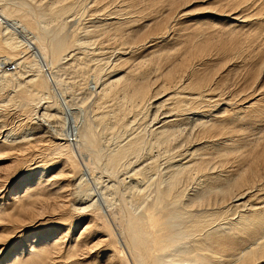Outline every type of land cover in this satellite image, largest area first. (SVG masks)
I'll use <instances>...</instances> for the list:
<instances>
[{
  "label": "bare ground",
  "instance_id": "1",
  "mask_svg": "<svg viewBox=\"0 0 264 264\" xmlns=\"http://www.w3.org/2000/svg\"><path fill=\"white\" fill-rule=\"evenodd\" d=\"M11 1L24 7L40 2V0ZM102 1L106 2V0L100 2ZM157 1L145 0L142 5L139 4V7L138 0H121L117 7L109 9L108 5L106 10L103 9L109 2L100 4L101 7L97 6L100 3L98 2L94 9H98L101 16L94 14L88 25L78 26L77 30H80V33L75 30L76 32L72 31L71 35L65 32L64 23L66 24V21L74 18L71 16L74 14L71 12L74 9L73 0H48L45 8L39 11L35 9V13L32 8L30 11L23 12L21 10V12L18 8L11 7L9 2L0 5V84L16 87L14 90H9L7 87L8 91L4 101L0 94L2 101L0 106L1 104H5L6 108L10 106L12 110L20 113L19 119L16 118L18 120L24 118L25 122L21 123H26L24 131L18 130L19 132H17L14 127L6 125L3 122L4 119L0 118V151L13 154L16 151H22L25 147L22 143L29 139L40 140L42 133L39 132V127L46 120L47 125L44 126L46 129L41 131H47L48 137H46L49 139L52 136L53 139L50 140L52 149L56 148L62 154H58L57 159L53 157L52 161L44 160V156L42 158L44 161L40 159L41 161L31 162L30 165H27L26 170L24 167L21 172L23 174L26 172V174L19 175L15 179V183H23L25 187L21 194L17 195L18 197H12L15 202L10 203L11 206L10 204L7 207L0 205V221H12L18 216L14 220L16 221L18 218L21 219L26 212L32 216V214L39 213L40 210L48 207L37 206L41 201L37 205L35 203L39 200L38 197L42 190H45L42 188L46 186L42 187V183L46 184L52 178L55 179L57 174L54 175L55 177H51V173L50 177L45 174L51 178L49 180L45 177L46 180H49L46 183L44 178H41L44 181H41L42 183L39 180L42 175L44 176L45 172L43 171L49 170L51 166L57 164L56 162L60 164H58V171L56 170L58 176L63 171L62 174L67 176L65 177L67 183L70 182L75 186L74 189L70 188L71 191H68L70 197L66 195L69 198L68 206L63 207L64 209L68 208L70 213L75 216L62 215L63 213L56 216L51 215L44 222H34L35 226L30 229L28 226H32V224H20L17 227H11L3 222L0 224L8 228L9 232L2 230L5 234H10L11 237L13 234H17L16 240L18 241L23 236L24 238L32 237L31 240L25 238L26 243L22 239L24 242H18L17 247L11 248L10 255L4 256L5 259L6 257L10 258L4 260L2 264H50L47 250H51L50 246H54L55 251L56 248L59 250L57 245L61 244L60 239L63 240L62 238L65 239L69 236L68 231L73 228L76 222L74 220L79 218L87 219L85 226L81 228L75 238L70 237L73 239L72 244L71 241L67 242L68 247L66 246L65 254H72L73 251L75 253L74 243L76 240L74 241V239L78 240L85 234V241L90 237V230L105 229L107 248L104 257L105 261L113 264H128L126 256L131 264H264V144L261 148H251L252 150L248 152L240 151L241 146L238 142L240 137L237 138L234 132L241 129L247 130L249 126L251 127L253 120H262L260 115H264V72L260 84L252 83L247 86L249 91L246 94V101L239 93L242 102L245 101L244 104L233 107L231 105L234 103H231L225 106L226 102H233L240 98L236 94H218L221 95L218 98L216 80L210 78V75L206 74V76L200 73L199 67L204 65L207 57L203 56L209 54L207 48L210 45V41L195 39L199 35L202 36V32L193 37L194 40L191 41V46L187 51L181 52V46L170 47L172 45L169 46L170 48L159 47L162 48L161 50L155 48L166 39L174 41L173 35L168 31H174V34H177L174 28L178 23L175 18L180 16L178 15L179 11H177L178 14H173L174 18L160 14L151 18L143 17L142 20L139 15L138 18L141 19L139 22L137 15L140 12L137 11L146 9L148 6L151 10L153 5L154 8L156 7L154 3H159ZM166 1L168 4L163 3V6L164 4L169 5V0ZM171 2L174 4V1ZM226 3H230V6L227 7L226 4V8L219 10L218 13L217 9L213 12L223 18L221 21L223 27L239 29V26L245 28L247 26L244 25H252V23L259 25L264 22V0H228ZM249 8H255L254 12L251 13ZM149 9L147 11L150 12ZM135 10H137V15ZM17 11L32 15L33 23L40 26L41 31L38 32L36 26L34 28L36 32H33L29 26L23 25L15 17L13 18L12 16H18ZM65 13L68 15L72 13L67 20L65 17L68 15H63ZM97 21L110 23L113 26H111L113 33H111L112 30L108 32V29L105 31L108 34H113L118 40L115 41L114 38L118 46L117 44L112 46L115 48L112 52L113 54L117 53V55L115 54L117 59L110 66H108L109 63L107 66L105 65L103 71L101 62H105L104 55L107 53L109 43L106 38L107 46L96 45L97 41L103 37L102 33L105 32H103L104 29L97 28L99 27L96 26ZM173 21L175 22L173 23ZM135 22L138 23L135 26H146L151 30V32H147V37L142 43H138L137 39L139 38L136 39L137 35L132 34L133 30L129 29L131 33L128 32V28L133 29ZM235 26L238 27L235 28ZM125 27H127V31H125ZM134 28L136 31L137 27ZM119 29L123 32L121 33ZM249 30L252 32V29L249 28ZM124 31L127 33L126 35H122ZM117 32H120L121 35L116 34ZM95 39H98L95 43L97 47L95 45H91V47L95 46L93 48L97 50H90H94L95 53V51L100 52L98 49H101L102 52L103 47H106V51H103L106 53L103 55L104 57L100 58L99 54L102 53L98 52L97 54L96 52L98 59H101V61L97 59L98 63H94V61V64L91 65L92 61H87V63L84 61L86 66H84V62V65L81 63V66L86 68L87 65H91H89V73L91 72L92 80H94L93 91L88 88L94 95L89 104L90 115L87 114V117L82 106L68 107L71 103L65 98L64 88L61 86L55 85L54 88V91L60 96L59 100L50 96L46 85L48 82L45 81L44 75L48 79H53L56 73L55 69L59 65L58 61L61 59L60 55L67 45L70 47V44L74 45V52L76 53V49L78 52L75 54L71 52L73 48L69 49L71 51L68 53V60L71 61L75 58L76 63L73 64H76V68L74 66V69H78L77 65L80 62L76 60V57L77 59H86V55L83 54H86L87 51L84 48ZM230 39L228 42L225 41L226 43L221 42L222 44L219 46L229 49L227 54L238 51L240 46L238 37ZM245 39L247 40V38ZM101 43L103 42L101 41ZM112 43L114 44V42ZM137 45L143 47L144 50L154 48L150 52V58H143L140 54L141 57L139 56V60L136 61L126 55L125 50L135 52ZM207 45L208 47H205ZM109 48L111 47L109 46ZM241 48L243 49V47ZM81 49L85 53L80 54ZM211 49L208 48L209 51ZM145 52L147 54V51ZM88 53L91 52L88 51ZM175 53L177 58L164 62L168 60L169 55H175ZM91 55L94 57L95 54H89L90 58ZM134 55L136 54L134 53ZM209 57L211 56L209 55ZM209 57L208 59H210ZM202 58L205 60L202 61ZM128 60L133 61L129 63ZM84 67L80 68L82 72H84ZM79 73L81 74V72ZM152 77L161 78L158 82L151 84L149 79ZM84 83L86 85L85 80ZM254 93L258 97L251 96ZM214 96H217L216 99H213ZM207 105H210L208 107L211 109ZM32 111L34 114L31 115ZM56 111L61 115L56 114ZM3 112L5 113V111ZM59 116L61 117L59 118ZM246 118L248 119L246 120ZM50 119L53 124L47 122ZM55 122L61 123L56 125ZM186 125H189L187 129ZM105 133L110 134V137L120 133V137H114L115 141L106 146L102 143V135ZM222 134L225 135L221 136ZM261 138H264V134ZM38 140L37 142H40ZM39 145L41 144L39 143ZM21 151L20 154L23 152ZM76 151L83 156L80 157L82 160L77 159V163L74 161L76 160ZM158 156L162 159L161 167L157 162L160 159ZM30 157L32 156H29L28 160H31ZM227 162L236 163V165H232L236 167L225 169L224 164ZM92 164L98 165L99 167L95 168H100L106 173L107 181L105 179V183L104 180L101 182V179L98 178L100 180L98 183L100 182L102 185H97L96 176L91 173V171L93 172L90 167ZM82 165L85 166L84 171H82ZM53 167L50 168V171ZM76 171H78L77 175ZM103 172L102 174H104ZM86 176H90L92 179V192L89 191L91 188L85 186L87 183L83 187L79 186L81 182H84ZM54 181L52 184L50 183L51 186L48 184L49 188L53 186ZM67 183L64 184L66 188L69 186ZM119 183L123 186L118 198L115 197V194L120 189ZM188 184H190L189 187ZM17 188V184H13L8 191L13 193L17 191ZM213 192L216 193V195L214 194L216 197L213 201L214 207L196 206L201 201H208L209 193ZM226 196H229L227 203L223 202ZM46 198L48 199V197ZM113 198L130 205L120 207L118 216L121 218L119 217L115 224L117 231L110 226L111 224H108L105 213L103 214L104 209L108 210ZM64 204L62 203V205ZM100 218L103 219L102 222L99 221ZM32 220L30 219V222ZM47 224L53 226L52 228L55 230L63 227L65 230L61 231L62 235L60 236H51L47 234L45 228ZM55 230L51 234H54ZM110 237L111 241L114 239L111 244L108 241ZM4 239L5 237L0 240ZM81 244L82 242H80ZM77 245L80 247L78 243ZM48 246L50 248L47 249ZM2 250L5 251V248H1ZM81 250L82 248L79 251ZM74 262L75 260H71L63 264H77Z\"/></svg>",
  "mask_w": 264,
  "mask_h": 264
},
{
  "label": "rangeland",
  "instance_id": "2",
  "mask_svg": "<svg viewBox=\"0 0 264 264\" xmlns=\"http://www.w3.org/2000/svg\"><path fill=\"white\" fill-rule=\"evenodd\" d=\"M74 1V6H73V8L74 9H72L73 11H71L72 13L74 12V14H72V13H69V15H68V13L66 14H63L64 16L65 15H68L67 17H65L66 18V20H67V18L70 16V14H72L71 16H73L74 18H72V20H68V21H66L67 23L65 24L64 23V30H65V32H67V33H69L70 35L72 34V31H74V32H76V31H78L77 29L79 28L78 26H80V25H88L89 24V20H91V18H92V16H94V14L95 15H100L101 16V14H99V10L98 9H94V8H96L95 6L98 4V2H100L101 0H73ZM77 1V2H76ZM120 1L121 0H106V2L108 3H106L105 1H102V2H100L99 3V5H97V6H100L101 7V5H102V3H104L105 2V4H107V7L105 6V4H104V7H106V8H104L103 10H106V9H108V5H109V9H111V8H113V7H117V5H119L120 4ZM145 0H138V6H139V4H143V2H144ZM171 1H174V4H171V3H173V2H171ZM225 3H224V2ZM228 0H169L168 2H170L169 3V5L168 6H166V4H164V6H163V3H167V1L166 0H158L157 2H159L158 4L157 3H154L155 4V8H154V5H153V3L152 4H150V8L152 7V5H153V7L151 8V10H153V11H151L150 9H149V6H148V8H146V9H142L141 11H137V10H135V13H136V15H137V12H140V13H142V14H140V13H138V15H137V18L139 17V15H140V18L142 19L143 17H146V18H151V17H155V16H159L160 14H162V15H164V14H166V15H168L169 17H172L173 16V18H174V15H176V14H178V12L177 11H179V14L178 15H180V16H177L175 19L177 20V23L178 24H176V27L174 28L175 29V32L177 33V34H174V31L173 32H171L170 30V32L168 31V33H171V35H173V39H174V41H170V40H168V39H166L165 41H163V43H164V45H163V43H160L161 44V46H160V44L159 45H156L155 46V48H158L159 50H161L159 47H165V46H167L166 48H170V47H173V46H176V47H180L181 46V48L180 49H182V51L181 52H183V50H188L189 49V47L191 46V41H193L194 40V38L193 37H195V36H198L197 34H200L201 32V35L202 36H198V37H195V39H198V40H205V41H207V42H209L210 41V45H212V46H210L209 45V47H208V45L207 46H205V47H208L209 49H211V48H214V49H211L210 51H211V53H210V51L208 50V48H207V53L209 52V54H206V55H204L203 57H207L206 58V60L204 59V58H202V61H204V65H200V73L202 74V75H210L211 77L210 78H214V80H216V90H217V92H216V95L217 96H219L218 94H221V95H223V94H232V95H238L239 96V100L238 99H236V101H234L233 100V102H226L225 104V106H228V105H230L231 103H234V104H232L231 106H233V107H235V105L237 106L238 104H244V102L246 101V94L248 93V91H249V89H248V87L247 86H249V84H260L261 82H262V78H263V76H262V73L264 72V34H262L263 32H264V22L263 23H261V24H253L252 23V25H244V26H247V27H242V26H235V28L236 27H238L239 29H229V28H227V27H223L224 25H222L223 23H221V21H223V18H220L218 15H215L216 13H213L214 12V10H216L217 9V13H218V11L219 10H222V9H224V8H226V6L228 7V6H230V3H226ZM5 2H9V5L11 6V7H13V8H18V10H22L23 12H25V11H27V10H31V8H32V10H33V12L35 13V11L36 10H41V9H44L45 8V5L48 3V0H40V2L38 3V4H36V5H29V6H22V5H19L18 3H16V2H13V1H11V0H0V5H2V4H4ZM14 3V4H13ZM92 3H93V5H92ZM96 4V5H95ZM101 4V5H100ZM157 4V5H156ZM168 4V3H167ZM227 4V5H226ZM20 6V7H18V6ZM145 5V4H144ZM171 5V7H169ZM172 5H173V7H172ZM222 5V6H221ZM226 5V6H225ZM89 6H91L90 7V9H89ZM140 7V6H139ZM138 7V8H139ZM175 7V8H174ZM250 7V6H249ZM29 8V9H28ZM103 8V7H102ZM102 8H101V10H102ZM36 9V10H35ZM150 10V12L149 11H147V10ZM252 9V8H251ZM250 8H249V10L251 11V13H252V11L254 12V10H255V8H253L252 10H251ZM76 10V11H75ZM93 10V12H91ZM100 10V11H101ZM140 10V9H139ZM21 11V12H22ZM95 11H97V12H95ZM137 11V12H136ZM21 12H19V11H17L16 13L18 14V16H12L13 18L15 17L18 21H20L23 25H27V26H29L30 27V29L33 31V32H36V30L38 31V32H40L41 31V27L40 26H37L35 23H33V19H32V15H28V14H23V13H21ZM32 12V11H31ZM70 12V11H69ZM133 13H134V11H132ZM98 13V14H97ZM101 13V12H100ZM133 13H131V14H133ZM134 13V14H135ZM13 14V13H12ZM21 14V15H20ZM133 14V15H134ZM174 14V15H173ZM75 15V16H74ZM23 16V17H22ZM24 16H26V17H24ZM135 16V15H134ZM253 16V15H252ZM29 17H31V18H29ZM89 18V19H88ZM136 18V17H135ZM140 18H138V20H139V22L141 21V19ZM63 19H64V17H63ZM76 22H75V21ZM77 20H78V22H77ZM87 20H88V22H87ZM143 20V19H142ZM70 21H71V23H70ZM73 22H75V23H73ZM136 22H138V21H136ZM134 23V27H137V29H136V31H134L135 30V28L134 27H132L133 29H131V25H132V23H131V25L129 26L130 28H128V32H130L131 33V31L130 30H133L132 31V34H136L137 36H136V39H137V37L139 38V39H137L138 40V43H142V42H144L143 40H145L146 38L145 37H147V32L149 33V31L151 32V30L149 29V27H146V26H142V27H146V28H142L141 26H135L136 24H138V23ZM175 21H173V23H174ZM73 23V24H72ZM77 23V24H76ZM40 25V24H39ZM258 25V26H257ZM36 26H37V29L36 30H34V28H36ZM96 26H99V27H101L102 26V28H99V27H97L98 29H104L103 30V32L105 31V29H108V32H109V30H112L111 31V33H113V28H111V24L110 23H102L101 21H97V25ZM250 26V27H249ZM257 26V27H256ZM113 27V26H112ZM124 27V26H123ZM140 27V28H139ZM234 27V26H233ZM241 27V28H240ZM71 28V29H70ZM87 28H89V26H87ZM127 27H125V31H127V29H126ZM142 28V29H141ZM249 28L250 29H252V32H250L251 30H249ZM121 29H122V27H121ZM124 29V28H123ZM130 29V30H129ZM76 30V31H75ZM120 30V29H119ZM226 30V31H225ZM244 30V31H243ZM260 30V31H259ZM262 30V31H261ZM80 31V30H79ZM78 31V32H79ZM121 31V30H120ZM124 31V34H122V35H126L127 33ZM248 31V32H247ZM253 31H254V34H252L253 33ZM81 32V31H80ZM79 32V33H80ZM123 31H121V33H122ZM136 32V33H135ZM239 32V33H238ZM240 32L242 33L241 35H240ZM106 33V34H105ZM111 33H107V31H105L104 33H102L103 34V37H101L100 35H99V37H101V39L100 40H98V39H95V40H92L91 42H89L88 43V45H86L87 47L86 48H84L86 51H87V53L86 54H83V55H86L85 57H86V59L83 57V56H81V55H79L80 57H83L84 59H82V58H79V59H77V57H76V60L78 61V62H80V64H78V62H77V64L78 65H82L83 64V62L84 61H86V63H87V61L88 62H90V61H92V63H91V65L92 64H94V63H96L97 62V59L99 58V57H97L96 55L98 54V52L99 51H95V53H94V50H97L96 48H93V47H95L96 45L98 46V44H100V45H105V46H107L108 44H107V42L109 43V46L111 47V48H109V46H108V49H107V53L106 52H103V51H106V47H103V49H102V52H101V49H98V50H100V52L102 53V54H99L100 55V58H101V56H103L105 53V62H106V64H104L105 62H101V63H103L102 64V66H101V69H102V71L104 70L103 68H105L106 66H107V64H108V66H110L112 63H114V60H116L117 59V53H115V54H113V50L115 49V48H113L112 46H115L117 43L115 42V41H118V40H116V38H115V36L113 35V34H111ZM121 33L119 32H117L116 34H119V35H121ZM180 33V34H179ZM182 33V34H181ZM248 33V34H247ZM112 35H113V39L111 38L112 37ZM233 35V36H232ZM236 35V36H235ZM247 35H248V37H247ZM258 35V36H257ZM189 36H190V38H189ZM200 37V38H199ZM231 37H233V38H237L238 37V39L240 40L239 41V48H238V51H239V53H237L238 51H232V49H230V51H232V52H230L229 54H227L228 52L227 51H229V49H223V48H221V47H219L222 43H224L225 41L226 42H228V40H231L230 38ZM253 37V38H252ZM106 38L108 39V41L106 42ZM114 38H115V41H114ZM226 38H228V39H226ZM245 38H247V40L245 39ZM135 39V40H136ZM177 39V40H176ZM179 39V40H178ZM98 40V41H97ZM113 40V41H112ZM134 40V41H135ZM168 40V41H167ZM222 40V41H221ZM224 40V41H223ZM251 40V41H250ZM96 41H97V43H96ZM101 41L104 43H101ZM170 41V42H169ZM100 42V43H99ZM112 42H114V44L112 43ZM216 42V43H215ZM222 42V43H221ZM225 42V43H226ZM95 43H96V45H95ZM174 45H173V44ZM181 43V44H180ZM219 43V44H218ZM262 43V44H261ZM207 44V43H206ZM209 44V43H208ZM261 44V45H260ZM91 45H95V46H92L91 47ZM170 45H172V46H170ZM183 45V46H182ZM243 45V46H242ZM89 46V47H88ZM96 46V47H97ZM117 46H118V44H117ZM170 46V47H169ZM68 47V48H67ZM74 45H72L71 46V44H70V47L67 45L66 46V49L62 52V54L60 55V57H61V59H59L60 61H58V64L60 65V64H62V63H64L65 61H67L68 60V57H69V55H68V53L71 51V52H74ZM137 48L135 49V52H128L129 50H125L126 51V55L127 56H130L131 58L130 59H136V61L137 60H139V56H140V54H141V56L143 57V58H150V56H151V51H152V49L154 50V48H150V49H145L144 50V48L143 47H141L140 45H137L136 46ZM140 47V48H139ZM184 47V48H183ZM216 47V48H215ZM218 47V48H217ZM241 47H243V49L241 48ZM253 47V48H252ZM71 48H73V49H71ZM113 48V49H112ZM128 48H130L129 46H128ZM127 48V49H128ZM221 48V49H220ZM69 49H71L70 51H69ZM83 49V50H84ZM87 49H89V50H87ZM90 49H94L93 51H91ZM243 50V51H242ZM81 51H82V49H81ZM88 51L89 52H91L93 55H94V57H92V55H91V58H90V56H89V54H91V53H88ZM145 51H147V54H146V52ZM214 51V52H213ZM217 51V52H216ZM78 52V49H76V53ZM79 52H80V50H79ZM96 52H97V54H96ZM99 52V53H100ZM109 52V53H108ZM139 52V53H138ZM204 52V51H203ZM205 52H206V50H205ZM227 52V53H226ZM237 53L236 55H235V53ZM243 52V53H242ZM75 53V52H74ZM75 53V54H76ZM82 53H85V52H81L80 54H82ZM129 53V54H128ZM134 53L136 54V55H134ZM217 53V54H216ZM232 53V54H231ZM242 54V55H241ZM89 57H88V56ZM98 55V56H99ZM133 55H134V57H133ZM172 55V54H171ZM169 55V58H168V60L167 61H164V62H168V61H172V60H174V58H177V56H176V53H175V55ZM209 55L212 57H209ZM66 56V57H65ZM103 56V57H104ZM106 56H108L107 57V59H106ZM136 56H138V57H136ZM140 56V57H141ZM103 57H102V59H103ZM208 57L210 58V59H208ZM248 57V58H247ZM67 58V59H66ZM90 58V59H89ZM94 58V60H92ZM250 58V59H249ZM66 59V60H65ZM212 59V60H211ZM79 60H81V61H79ZM208 60V61H207ZM95 61V62H94ZM98 61H101V59H98ZM130 61V62H129ZM133 61V60H132ZM131 60H128V62L129 63H131L132 62ZM148 61V60H147ZM147 61L145 62V65H146V63H147ZM213 61V62H212ZM70 62V63H69ZM94 62V63H93ZM163 62V63H164ZM197 62V61H196ZM73 63H76V61H75V58H74V60L73 59H71V61H70V59L67 61V62H65V64H62L61 66H57L56 67V69H55V75H54V77H53V79H48V78H46L45 77V75H44V73L42 72V74L44 75V79H45V81H47L48 83L46 84L47 85V91H48V93H49V95L50 96H54V97H56V99L57 100H59V98H60V96L58 95V93H56L55 91H54V88H55V85H58V86H61L62 88H64L63 89V93L65 94L64 96H65V98L69 101V103H71L68 107L69 108H73V107H75V108H77L78 106H82L83 108H84V114L88 117V115H90V110H89V104H90V102H91V100H92V98H93V95H94V93H92V89H93V81L94 80H92V76H91V72L89 73V69H90V67H89V65H87V68L86 67H84V66H86V63L84 62V66H81V67H84L83 68V71L84 72H82V69L80 70V66H78L77 65V67H79L78 69H74V66H75V68H76V64H73ZM82 63V64H81ZM98 63V62H97ZM162 63V64H163ZM200 63V62H199ZM71 64V65H70ZM211 64V65H210ZM90 65V66H91ZM106 65V66H105ZM63 66V67H62ZM195 66L197 67L198 66V64L196 63L195 64ZM85 69V70H84ZM253 69H254V71H253ZM256 69V70H255ZM42 70V69H41ZM79 70V71H78ZM87 70V71H86ZM249 70H250V72H249ZM58 71V72H57ZM78 73V75H77V73ZM79 72H81V74H83V75H81ZM85 72L87 73L86 75H85ZM246 72H248V73H246ZM255 72V73H254ZM257 73V74H256ZM246 74H247V77H246ZM248 74H249V76H248ZM252 74V75H251ZM77 75V76H76ZM80 75L82 76V78L80 77ZM206 75V76H207ZM215 75V76H214ZM251 76V77H250ZM86 77H87V79H86ZM161 78V77H160ZM160 78L159 79H156L155 77H152V78H150L149 79V83H151V84H153L154 82H158L159 80H160ZM83 79V80H82ZM84 80H85V82H86V85H84L85 83H84ZM219 80V81H218ZM242 80V81H241ZM252 80V81H251ZM88 81V82H87ZM92 81V82H91ZM218 81V82H217ZM84 83V84H83ZM87 83H88V85H87ZM92 83V84H91ZM211 83L213 84L214 82H213V80L211 79ZM1 85V84H0ZM84 85V86H83ZM5 86V87H4ZM7 87H8V89L9 90H14L15 88L13 87V86H11V85H9L8 86V84H5V85H1L0 86V88H2V89H0V94H1V96H2V101H4V99H5V94L7 93ZM92 87V88H91ZM6 88V89H5ZM91 89V90H89V89ZM87 89V90H86ZM247 89V91L245 92V90ZM241 90V91H240ZM242 90H243V92H242ZM2 91H4V92H2ZM240 91V92H239ZM90 92V93H89ZM227 92V93H226ZM91 93H92V95H91ZM213 93V92H212ZM239 93H240V95L241 96H243V99L245 98V101L243 100V102H242V100H241V96L239 95ZM214 94V93H213ZM220 95V96H221ZM1 96H0V98H1ZM217 96H214L213 97V99H216V97ZM220 96L218 97V98H220ZM238 96H237V98H238ZM250 96V95H249ZM251 96H256V97H258L257 95H255V93L254 94H251ZM262 96H263V94H262ZM49 99H51V97H49ZM70 99H71V101H70ZM52 100H53V98H52ZM247 100H248V98H247ZM2 101L0 100V103H2ZM81 101V102H80ZM83 101H85L84 103H83ZM237 102H239V103H237ZM60 103V102H59ZM55 104H56V102H55ZM61 104V103H60ZM75 104V105H74ZM213 104V103H212ZM62 105V104H61ZM4 106V107H3ZM7 106V105H6ZM63 106V105H62ZM208 106H210V105H207V107ZM13 107V106H12ZM206 107V108H207ZM5 108V109H4ZM208 108H210L211 109V107H208ZM0 118H3L4 120H3V122L6 124V125H11L12 127H14V129H15V131H17V132H21V131H24V128L26 127V123H24V124H22L21 122L22 121H24V118L23 119H21V120H18L19 119V114H18V112H16V110L14 111V110H12L11 108H10V106H8L7 108L5 107V104L3 105V104H1V106H0ZM4 109V110H3ZM57 110H58V108H57ZM2 111V112H1ZM3 111H5V113L3 112ZM83 112V111H82ZM16 114V115H15ZM32 114H34V112L32 111L31 112V115ZM56 114H58V115H61L60 114V112H58V111H56ZM88 114V115H87ZM11 116V117H10ZM18 119H17V118ZM56 117V116H55ZM54 117V118H55ZM61 116H59V118H60ZM260 117H262L261 119V121H260V119H257V121H255V120H253L252 122H251V127L249 126V128L247 129V130H245V129H241V130H239V131H234L235 132V134L237 135V138L238 137H240V138H238L239 140H238V142H239V145L241 146L240 147V151H243V152H248V151H250V150H252L251 148H253V149H256V147H257V149L258 148H261V146L264 144V138H261V137H263V134H264V115H260ZM259 117V118H260ZM21 118V117H20ZM66 119V118H65ZM248 118H246V120H247ZM60 120V119H59ZM67 120V119H66ZM13 122V123H12ZM25 122V121H24ZM49 124H50V122L53 124V122H52V120L50 119V120H48L47 121ZM59 122V121H58ZM56 123V125H58V124H60V123ZM66 124V123H65ZM45 125H47L46 124V120H45V122H43L42 124H40V133H42V137L40 136V140H38V139H29L27 142H24V143H22L25 147H24V149H22V151L24 152H22L21 150V154H20V151H16V152H14L13 154H11V153H8V152H3V151H0V196H2L3 194V196H2V198L0 199V205H1V207H7V206H9V204L10 203H14L15 201H13L14 200V198H12V197H16L17 195H19V194H21V192L23 191V189H24V184L23 183H21L20 184V182L19 183H15V179L19 176V175H21V174H23L21 171L24 169V167H25V169L24 170H26V168H27V165H30L31 164V162H38V160L39 161H41L40 159H42L44 156H45V158H43L44 160H46V161H49V160H51L53 157H54V159H57L58 158V154L59 155H62V154H60L59 153V151L56 149V148H54V149H52L53 148V146L51 145V142H50V140H52L53 138H52V136H50V139L49 138H47L48 136H47V131L45 132V131H41V130H44V129H46V128H44V126ZM15 126H16V128H15ZM22 128H21V127ZM42 126V127H41ZM189 127V125H186L185 127H186V129ZM253 126H256V127H253ZM36 128H38L37 126H36ZM19 130V131H18ZM243 130H245L244 132H243ZM43 132H44V134H43ZM233 132V133H234ZM121 133V132H120ZM120 133H118L117 135H115L114 136V134L113 135H111V137H113V138H111L110 137V134H108V133H105L104 135H102V137H103V141H102V143H104L106 146H109V145H111L112 144V142H114L115 141V139H114V137L115 138H117V137H120L119 135H120ZM244 134H246V135H244ZM45 135V136H44ZM109 135V136H108ZM220 135V134H219ZM225 134H222L221 136H224ZM243 135V136H242ZM262 135V136H261ZM47 136V137H46ZM217 136H218V134H217ZM242 136V137H241ZM261 136V137H260ZM46 139H45V138ZM254 137V138H253ZM43 138V139H42ZM110 138V139H109ZM34 140V141H33ZM37 140L38 141H40V142H37ZM44 140V141H43ZM47 142H46V141ZM111 140V141H110ZM31 141H33V143H31ZM261 141H262V143H261ZM35 142V143H34ZM43 142V143H42ZM46 142V143H45ZM110 142V143H109ZM39 143L41 144V145H39ZM49 143H50V146H49ZM30 144H31V146H30ZM46 144V145H45ZM48 145V147L46 148V146ZM42 146V147H41ZM50 147V148H49ZM33 148V149H32ZM31 149V150H30ZM53 151H52V150ZM45 150V151H44ZM27 151V152H26ZM29 151V152H28ZM30 151H32L31 153H30ZM34 151V152H33ZM40 153H39V152ZM47 152V153H46ZM30 154V155H29ZM52 154V155H51ZM75 154H76V156H75V158H76V160H74L75 161V163H77L76 161H77V159L78 160H82L81 158L83 157L82 155H79V153H78V151H76L75 152ZM29 156H32V157H30V159L31 160H28L29 159ZM56 156V157H55ZM28 157V158H27ZM81 157V158H80ZM159 157V156H158ZM157 157V158H158ZM27 158V159H26ZM32 158H34V159H32ZM160 158V157H159ZM37 159V160H36ZM42 159V160H43ZM54 159H52V160H54ZM250 159H251V156H250ZM27 160H28V162H27ZM36 160V161H35ZM43 160V161H44ZM51 160V161H52ZM24 161H26V162H24ZM157 162H162V159L160 158V159H158L157 160ZM25 165H24V164ZM57 164H55V165H53V166H57V168H55V167H53V166H51V167H53L51 170L52 171H50V168H49V170L47 169V170H44L43 172H45V173H43L44 174V176L42 175L41 177H40V182L42 181L41 180V178H44L43 180H46L45 179V177H50L49 176V174L50 175H52L51 177H55L56 176V174H57V176H58V173L56 172V170L58 171V169H59V163L58 162H56ZM158 163V164H159ZM37 164H40V163H37ZM59 164V165H58ZM23 165V166H22ZM84 165V164H83ZM81 166L82 167V171H84L85 170V166ZM160 165V167L162 166V163H160L159 164ZM159 165H158V169H159ZM232 165H236V163H234V162H227V163H225L224 164V168L225 169H232V168H235V167H233ZM98 166V165H97ZM96 165H94V164H92L90 167H91V170H93V172L91 171V173L93 174V176L95 175L96 177V182L98 183V181H100L98 178H100L101 179V182L103 181L104 183H105V179H106V181H107V177L105 176V174L106 173H104L103 171H101L100 170V168L99 169H96L95 167H97ZM92 167H94V168H92ZM99 167V166H98ZM97 167V168H98ZM55 168V169H54ZM79 170V169H78ZM97 170V171H96ZM101 171V172H100ZM77 172L78 171H76V175H77ZM100 172V173H99ZM102 172L104 173V174H102ZM54 173V174H53ZM60 173V172H59ZM62 173H64L63 171L60 173V174H62ZM24 174H26V172L24 173ZM23 174V175H24ZM45 174L47 175V176H45ZM59 174V176L57 177L56 176V178L54 179V178H48L49 180L51 179L52 181L53 180H55L54 181V183H53V189H52V187H50L49 188V185H50V183L52 184V181L50 182L48 179L45 181V183L46 182H48V183H46V184H44V183H42V182H44V181H42L41 183H42V187L43 186H46V187H44V188H42V189H45V190H42V192L43 193H45V196H43L44 194L41 192L40 194L41 195H39V197H38V199L39 200H37V203H35V205H37L40 201V203L37 205V206H48V207H46L45 209L43 208L42 210H40V212L39 213H35V214H32V216H29V214L26 212V214L24 213V216H22L21 217V219H19L18 218V220H16V221H14L15 219H17V217L14 219H12V221H7V220H3V221H0V224H2V222L3 223H6L7 225H9V226H11V227H13V226H15V227H17L18 225H20V224H26V225H28V224H32V226L31 225H29L28 226V229H30V227H33V226H35V223L34 222H44L45 221V219H47V218H49V217H51V215H58V214H62V215H74V214H72V213H70V211L68 210V208H63V207H66V205L68 206V203L67 202H69V198H68V196L70 195L69 194V192L68 191H71L70 190V188L71 189H74L75 188V186H73V184L72 183H70V182H68L69 183V186H71V187H69V186H67V188L65 187L66 185H64L65 183H67V181L65 180V177H67L65 174H62V175H60ZM100 174V175H99ZM55 175V176H54ZM99 177H98V176ZM16 176V177H15ZM61 177V178H60ZM102 177V178H101ZM58 178V179H57ZM87 178V179H86ZM86 178L84 179V182H81V183H83V184H79V186H81V187H83V185H85L86 183H87V185H85V186H87V187H89V188H91V189H89V191L91 190V192L93 191V182H92V179L90 178V176H86ZM64 179V180H63ZM65 181V182H64ZM89 182V185H88V182ZM41 183H39V184H41ZM68 183H67V185H68ZM13 184L14 185H16L17 184V191L16 192H13V193H11L10 191H8L12 186H13ZM20 184V185H19ZM49 184V185H48ZM101 183L99 182L97 185L99 186ZM64 185V186H63ZM102 185V184H101ZM51 186V185H50ZM56 186H57V188H56ZM59 186H61V187H59ZM119 188L120 189H118L117 190V192H116V194H115V197H118L119 198V193L121 192V188H122V184L121 183H119ZM190 186V184H188V187ZM61 189H59V188ZM64 187V189H62ZM6 188V189H5ZM56 188V189H55ZM66 188V189H65ZM19 189V190H18ZM47 189V190H46ZM7 192H6V191ZM53 190V191H52ZM56 190V191H55ZM59 190V191H58ZM64 190V191H63ZM45 191V192H44ZM16 193V194H15ZM2 194V195H1ZM216 195V193L215 192H213V193H209V197H208V201H204V202H200V203H197L196 204V206L197 207H214V204H213V201H214V198H216L215 197V195ZM58 195V196H57ZM66 195H68V196H66ZM43 196V197H42ZM49 196H51V197H49ZM217 196H218V194H217ZM18 197V196H17ZM42 197V198H41ZM46 197H48V199L46 198ZM54 197V198H53ZM70 197V196H69ZM225 199H223V202H225V203H227L228 202V200H229V196H226V197H224ZM54 200V201H53ZM45 201V202H44ZM62 201V202H61ZM60 202V203H59ZM3 203V204H2ZM48 203V204H47ZM54 203V204H53ZM62 203L64 204V203H67V204H64V205H62ZM12 204H10V206H11ZM56 205V206H55ZM62 205V206H61ZM215 205H217V204H215ZM53 206V207H52ZM128 206H130L129 204H125V203H123V202H121V201H119L118 199H116V198H113V199H111V204L108 206L109 208H108V210H106V209H104V211H103V214L105 213V219H107L106 221L108 222V224H111L110 226L112 227V228H114V230L115 231H117V225H115L116 223H117V221L119 220L118 218L120 217V216H118L119 215V209H120V207H128ZM49 207H51L52 209H50ZM56 207H58V208H56ZM63 209V210H62ZM68 210V212H67V210ZM87 209H89V208H87ZM87 211V210H86ZM53 212V213H52ZM22 215V214H21ZM20 215V216H21ZM75 216V215H74ZM113 217V218H112ZM114 217H115V219H114ZM121 218V217H120ZM30 219H33L31 222H30ZM117 219V220H116ZM10 220V219H9ZM79 220V221H78ZM86 220L87 219H85V218H79V219H76V220H74V221H76L75 222V224L73 225V228L70 230V231H68L69 232V236H67V237H65V239L64 238H62L63 240H61L60 239V241H61V244H58L57 246H58V249L59 250H57V248H56V251H55V249H53L54 248V246H50V247H52V248H50L49 246L47 247V249L48 248H50L51 250H47V252H48V261H50V264H63V263H66V261H67V263L68 262H70L71 260H75V262L74 263H77V264H113L112 262H108V261H105V257H104V254H105V251H106V248H107V240H105V238H106V236L104 235L105 234V229H102V230H97V229H95V230H90V234H89V236L90 237H88L85 241H84V239L86 238V235L84 236V235H82V237H79L78 238V240L77 239H74V241H75V243H74V249L76 250L75 251V253H76V256H75V253H74V251H73V253L72 254H69V253H67V254H65V250L67 249V247H68V243L67 242H70L71 241V244H72V238H75V236H77L78 234H79V232L81 231V228L83 227V226H85V223H86ZM102 218H100L99 219V221L100 222H102ZM33 222V223H32ZM114 223V224H113ZM43 224V223H42ZM53 226H50L49 224H47L46 226H45V228L47 229H45L46 231H47V234H50L51 236L52 235H56V236H60V235H62V232L61 231H64L65 230V227H63V228H60V229H58V230H55L54 228H52ZM41 229H42V227H40ZM116 228V229H115ZM12 229V228H11ZM10 229V230H11ZM27 229V230H28ZM44 229V228H43ZM2 230H5V232L6 231H8V228L7 227H5V226H2V225H0V239L1 238H3V237H5V239L3 240V241H1L0 240V264H2V262L4 261V260H7V259H9L10 257H6V259H5V257L4 256H8V255H10L9 253H11L12 252V249L11 248H14V247H17L18 245H17V243L18 242H24V240H25V238H26V240H31L32 239V237H29V236H27V237H25L24 238V236H23V238H21V240L22 239H24V240H20V241H18V240H16L17 239V234H13V236L11 237V235L9 234V235H7V234H5ZM55 230V233L54 234H51L53 231ZM9 232V231H8ZM60 233V234H59ZM75 233V234H74ZM77 234V235H76ZM15 236V237H14ZM70 237H72V238H70ZM7 238H9V239H7ZM48 238V237H47ZM70 239V240H69ZM26 240H25V243H26ZM78 241V242H77ZM87 241V242H86ZM108 241H109V243L111 244V243H113L114 242V239H112V241H111V237L108 239ZM30 242V241H29ZM80 242H82V246L80 245ZM28 243V242H27ZM43 243V242H42ZM60 243V242H59ZM77 243L80 245V247L82 248V252L81 251H79L81 248L77 245ZM48 245V244H47ZM76 245H77V247H76ZM67 246V247H66ZM5 248V251H1V248ZM27 247H28V245H27ZM26 247V248H27ZM77 249H76V248ZM79 247V248H78ZM25 248V249H26ZM53 249V250H52ZM73 250V249H72ZM78 250V251H77ZM8 251V253H5V252H7ZM59 253H58V252ZM4 252V253H3ZM8 254V255H7ZM16 255V254H15ZM71 255V256H70ZM62 256V257H61ZM65 256H69V257H65ZM64 257V258H63ZM75 257V258H74ZM127 257V261H128V264L130 263L129 262V259H128V256H126ZM55 258V259H54ZM68 258V259H67ZM51 259H52V261H51ZM91 259V260H90ZM53 261H55V262H53ZM78 261V262H77ZM95 261V262H94ZM53 262V263H52ZM131 264V263H130Z\"/></svg>",
  "mask_w": 264,
  "mask_h": 264
}]
</instances>
